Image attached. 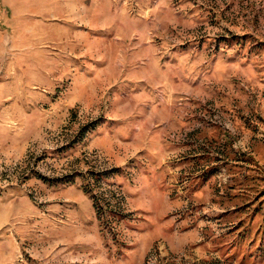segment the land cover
Segmentation results:
<instances>
[{"label": "rangeland", "instance_id": "rangeland-1", "mask_svg": "<svg viewBox=\"0 0 264 264\" xmlns=\"http://www.w3.org/2000/svg\"><path fill=\"white\" fill-rule=\"evenodd\" d=\"M0 264H264V0H0Z\"/></svg>", "mask_w": 264, "mask_h": 264}, {"label": "trees", "instance_id": "trees-1", "mask_svg": "<svg viewBox=\"0 0 264 264\" xmlns=\"http://www.w3.org/2000/svg\"><path fill=\"white\" fill-rule=\"evenodd\" d=\"M95 177H96L95 178L96 180H99L100 179V175L99 174H95ZM93 202H94L95 208L97 209L96 210V215L98 216V218H101V216H102L101 215L102 214L101 209L100 210L98 209V206L96 204V200L95 199H93ZM109 212L111 213V215L113 217H117L118 218L119 216H121L119 213L113 212L111 210Z\"/></svg>", "mask_w": 264, "mask_h": 264}]
</instances>
